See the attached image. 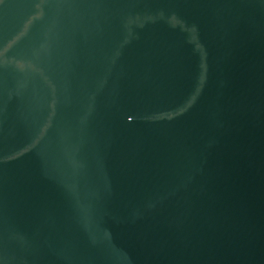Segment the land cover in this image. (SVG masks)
Masks as SVG:
<instances>
[{
  "label": "water",
  "instance_id": "obj_1",
  "mask_svg": "<svg viewBox=\"0 0 264 264\" xmlns=\"http://www.w3.org/2000/svg\"><path fill=\"white\" fill-rule=\"evenodd\" d=\"M0 264H264V0H0Z\"/></svg>",
  "mask_w": 264,
  "mask_h": 264
}]
</instances>
